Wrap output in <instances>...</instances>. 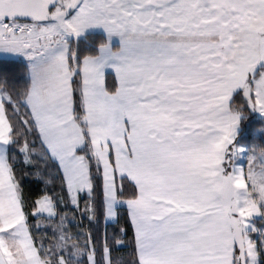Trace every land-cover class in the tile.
<instances>
[{
	"label": "snow or ice",
	"instance_id": "snow-or-ice-1",
	"mask_svg": "<svg viewBox=\"0 0 264 264\" xmlns=\"http://www.w3.org/2000/svg\"><path fill=\"white\" fill-rule=\"evenodd\" d=\"M0 54V264H264V0H0Z\"/></svg>",
	"mask_w": 264,
	"mask_h": 264
},
{
	"label": "trees",
	"instance_id": "trees-1",
	"mask_svg": "<svg viewBox=\"0 0 264 264\" xmlns=\"http://www.w3.org/2000/svg\"><path fill=\"white\" fill-rule=\"evenodd\" d=\"M253 117H249V119H252ZM246 121H242V124H245ZM245 144L251 145V144H261L264 145V136L257 137L256 139L253 140H248L245 139L242 141Z\"/></svg>",
	"mask_w": 264,
	"mask_h": 264
},
{
	"label": "crops",
	"instance_id": "crops-1",
	"mask_svg": "<svg viewBox=\"0 0 264 264\" xmlns=\"http://www.w3.org/2000/svg\"><path fill=\"white\" fill-rule=\"evenodd\" d=\"M0 55H3V54H0Z\"/></svg>",
	"mask_w": 264,
	"mask_h": 264
}]
</instances>
